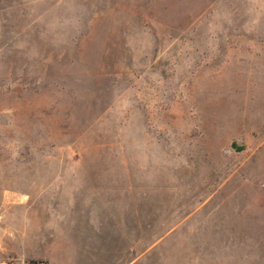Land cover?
<instances>
[{"label":"rangeland","instance_id":"374dc122","mask_svg":"<svg viewBox=\"0 0 264 264\" xmlns=\"http://www.w3.org/2000/svg\"><path fill=\"white\" fill-rule=\"evenodd\" d=\"M18 257L264 264V0H0Z\"/></svg>","mask_w":264,"mask_h":264},{"label":"built area","instance_id":"2783aa9c","mask_svg":"<svg viewBox=\"0 0 264 264\" xmlns=\"http://www.w3.org/2000/svg\"><path fill=\"white\" fill-rule=\"evenodd\" d=\"M0 264H51L47 259L29 260L26 258H10L4 261H0Z\"/></svg>","mask_w":264,"mask_h":264},{"label":"water","instance_id":"95a60500","mask_svg":"<svg viewBox=\"0 0 264 264\" xmlns=\"http://www.w3.org/2000/svg\"><path fill=\"white\" fill-rule=\"evenodd\" d=\"M231 148L234 149L237 153H241L243 151H245L246 147L244 145H238L237 142H233L231 144Z\"/></svg>","mask_w":264,"mask_h":264}]
</instances>
